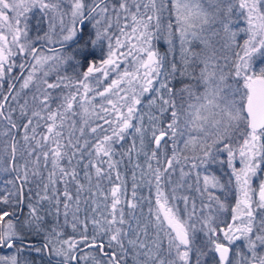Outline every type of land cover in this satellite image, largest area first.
<instances>
[{
    "label": "snow or ice",
    "instance_id": "obj_1",
    "mask_svg": "<svg viewBox=\"0 0 264 264\" xmlns=\"http://www.w3.org/2000/svg\"><path fill=\"white\" fill-rule=\"evenodd\" d=\"M0 264H264V0H0Z\"/></svg>",
    "mask_w": 264,
    "mask_h": 264
}]
</instances>
